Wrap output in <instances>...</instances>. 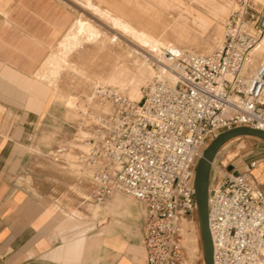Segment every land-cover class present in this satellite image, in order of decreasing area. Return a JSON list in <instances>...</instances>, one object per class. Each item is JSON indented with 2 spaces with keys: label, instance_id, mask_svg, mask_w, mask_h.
<instances>
[{
  "label": "built area",
  "instance_id": "obj_1",
  "mask_svg": "<svg viewBox=\"0 0 264 264\" xmlns=\"http://www.w3.org/2000/svg\"><path fill=\"white\" fill-rule=\"evenodd\" d=\"M224 27L219 47L178 56L175 82L153 80L143 101L103 88L115 111L97 116L79 159L90 171L94 201L122 190L146 205L148 264L183 263L185 223L197 213L194 167L210 141L235 127L264 130V62L246 71L252 53L264 47V1L232 0ZM214 162L208 209L214 264H264L256 161L242 172Z\"/></svg>",
  "mask_w": 264,
  "mask_h": 264
},
{
  "label": "crops",
  "instance_id": "obj_2",
  "mask_svg": "<svg viewBox=\"0 0 264 264\" xmlns=\"http://www.w3.org/2000/svg\"><path fill=\"white\" fill-rule=\"evenodd\" d=\"M91 1L129 20L145 0ZM78 17L69 0H0V264H148L146 205L122 190L103 202L89 192L82 196L84 190L71 193L73 184L89 176L51 156L75 126L44 77L61 40L87 35L84 25L71 30ZM252 161V175L264 191V144L230 167L242 172ZM76 198L82 204L92 200L94 214Z\"/></svg>",
  "mask_w": 264,
  "mask_h": 264
},
{
  "label": "bare ground",
  "instance_id": "obj_3",
  "mask_svg": "<svg viewBox=\"0 0 264 264\" xmlns=\"http://www.w3.org/2000/svg\"><path fill=\"white\" fill-rule=\"evenodd\" d=\"M76 1L80 3L83 7L90 10L92 13L98 15V17H100L102 20L106 21L113 29H115V31H118L120 35L123 37V42L131 41L133 44H135L141 49L140 50L137 49L138 47L136 48L135 46H132V50H129L128 52L129 54L126 57H123V55H121L119 52H118L119 54H116L117 53L116 52L115 53L116 57L112 58L113 61L108 58L111 57V54L114 55V53L110 52L111 54L110 55L108 54L109 55L108 56L107 53L110 51L109 50L105 54L107 57L105 59H109V60H104L103 64H99L98 69L96 70L93 69L94 71L92 73V80L93 83L95 84V90H96L95 94H97V92H100V94L96 95L99 98L94 103L93 106L101 114L115 111L111 99L101 97L103 96L102 95L103 88L106 89V91H108L110 94L111 93L118 94L120 92L122 93V91H127V94L129 96L128 98L130 100L143 101L145 97V91L142 90V86H148L151 82H153L154 80L153 77L156 74H159L158 78L162 80L164 79L171 83L175 82L176 75L172 71V63L177 59L178 56L184 53L185 47H188L192 50L193 47L191 48L189 46L194 41L203 42V40L209 37H211L215 41L221 32L220 19L221 20L223 19V16L227 13L229 8L228 0H156V4L152 3L150 0H145L142 1L143 3L142 6L139 5L141 7L140 14L141 13L156 14V17L149 18L142 16L139 22L143 23L144 27H146L147 29L149 30L153 29L155 31L150 33V31L145 30L143 26H142L143 30L139 29V26L135 25L132 21L126 20L125 18L120 16L119 13L117 14L115 12L116 10L113 11L111 7L104 8L102 6H98L94 4L91 0H76ZM128 2L126 0V3ZM137 2H139V0ZM136 15L137 14H135V16ZM76 21H75L76 22L75 25L71 28V30L75 29L78 25H82L83 28L84 25L86 29L85 32H87L86 33L87 35L80 34L79 38L74 41H72V39H68L64 37L65 39L61 40L56 50H54V57L56 58L58 65L53 70L49 71L44 77V79H47L50 82L49 84H51L52 86L56 85L55 83L57 82L60 76V74H55L57 73L56 71L57 69H59V71L61 72V70L66 66H69L70 68L76 66V65L73 66L74 63L72 65V62L71 63L69 61L67 62L66 61L67 59L65 60L64 58L60 57L58 53H62L65 56H67L71 52L76 51L80 46H81L80 51L87 53L88 48L93 43H97L98 45H102L104 47L105 43L103 40L106 39L107 41L106 35L103 36V33L100 32L98 29L96 28L93 29L91 26H90L91 28L87 27L88 24L84 22L82 19ZM163 42L165 45L164 51L158 52L156 50L157 48L156 45ZM206 42L208 43V41ZM208 50H209L208 46H202L201 48L196 47L191 52L205 54V52ZM174 51L176 52L173 53ZM263 51H264L263 47L257 48L254 54H252L253 57H251L249 64L253 65L257 63V61L259 60L257 54L263 53ZM155 67L158 68V71L156 70ZM110 86L112 87V89H110ZM89 88L91 89V87ZM91 95L92 94H90V96ZM93 98L94 96L90 97V99ZM60 99L67 102L70 105H73V103H75L73 97L71 96L66 97L65 94H62ZM241 137L243 136H239L231 140H228L222 145L221 148L225 147V145L230 141L234 139H239ZM81 145H82L81 149H85L87 147L85 144H81ZM237 155H238L237 151H231L227 153L224 156V159L222 160V164L227 165V163L233 158H235ZM214 163L216 164V162ZM95 209H96L95 206L91 204V208L89 209V211H91L90 212L91 215L94 214ZM194 238H196L198 244L201 243L203 264H205L198 210L195 219L193 221L185 223L184 243L189 244Z\"/></svg>",
  "mask_w": 264,
  "mask_h": 264
},
{
  "label": "rangeland",
  "instance_id": "obj_4",
  "mask_svg": "<svg viewBox=\"0 0 264 264\" xmlns=\"http://www.w3.org/2000/svg\"><path fill=\"white\" fill-rule=\"evenodd\" d=\"M94 1L98 2V0H94ZM113 1L118 2V3L121 2V0H113ZM231 1L232 0H228V3L230 6H231ZM261 1H264V0H261ZM69 6L71 9V13L73 15H75V18L77 16H79L82 19L86 20L87 22L98 27L99 31L103 33V36L106 35V38H107V41H106V39L103 40L105 43V44L103 43L104 47L102 45H98V44L96 46H90L88 48L87 53L80 51V48H78L76 51L71 52L67 56H65L62 53H58V55L60 57L64 58L65 60L67 59L66 60L67 62L68 61L70 63L72 62V65L74 63L73 66H75V65L76 66L72 67V68H70L69 66H66L65 68H63L61 70V72L59 71V69H57L56 70L57 73H55V74H60V76H59L57 82L55 83L56 85L53 86L55 98H57L59 101H61L60 97L62 94H65L66 97L71 96L74 98L75 103H73V105H70L64 101V104H65L64 107L67 108L68 115H69L68 119L71 121V123H73L75 128L73 129V132H72L70 138L68 140H66L65 142L61 143L59 145L58 150L52 151L51 156L56 163H59L58 161L61 159L66 160L69 163V168L71 169V171L73 170L74 173H78L82 177L83 176L87 177V176H90V171L88 168L83 166V163L81 161H79V159H80V156H83L84 153H86V151H87V148H88L87 143H88V139L91 135L92 126L95 123L97 116L99 114H101L93 106L99 97H97L96 96L97 94H95L96 90H95V84L93 83V80H92V73L94 70L98 69L99 64H103L104 60H109V59L112 60L113 57L115 58L116 52H117L116 54L120 53L121 55H123V57H126L129 54L128 53L129 50H132V46H135L136 48L138 46L133 44L131 41H127L129 44L127 42H123V37L120 35V33L118 31H115V29H113L110 25L109 26L112 29L108 28L105 24L101 23L102 21H100L96 16H94L92 14V12L90 10L83 7L76 0H69ZM135 14H137V15L135 16ZM225 15L223 16L222 20L220 19L221 32L215 41L211 37H209V38H206L205 40H203L204 43L202 41H200V42L194 41L191 44L192 46L190 45L189 47H191V48L193 47L192 50H194L196 47L201 48L202 46H208L209 50L206 51L205 53H210V52L214 51L217 47H219L222 44L223 39H224V32H225L224 24H225V20H226L228 14L226 17H225ZM142 16L149 17V18H155L156 14H149V13H147V14L141 13L140 14L138 12V13L131 14V16L129 15L128 18H129V20L131 19L130 21H132L135 25L139 26V29L143 30L142 29V26H143V28H145V30L150 31V33L155 32L153 29L152 30L147 29L146 27H144L143 23L139 22ZM134 21H136L137 24ZM157 23H160V22H157ZM207 39H209V40H207ZM206 41H208V43ZM156 46H157L156 50L158 52L164 51V48H165L164 42L160 43ZM137 49H140V48L138 47ZM184 49H185L184 52H191L192 51L188 47H185ZM54 50H56V47L54 48ZM110 52L114 53V55L111 54ZM254 52L252 54H254ZM106 53H107V55L111 54V57H108L109 59H105V58H107L105 55ZM146 55H148V54H146ZM257 55H258V59H259L257 61V63H255L253 65L249 64L250 62L247 63L246 67L249 70L247 68L246 69H247V72L249 75L255 71V69L260 65V63L262 61H264V51H263V53H258ZM252 57H253V55H252ZM57 65H58V62H57L56 58L54 57V53H53L52 61H51V64L49 66L52 70L53 68L57 67ZM155 68L158 71V68L157 67H155ZM65 69H66V71H65ZM73 72H75V73H73ZM158 75L159 74H156L153 77V79L154 80L158 79V77H159ZM91 81H92V84H91ZM89 84H91V85H89ZM89 87H91V89ZM147 88H148V86H142V90L145 91V93L147 91ZM110 89H112L111 86H110ZM90 94H92L91 96H94L93 99H90V97H91ZM120 94H123L124 96L129 97L127 94V91H122V93L120 92ZM87 101H89V102H87ZM111 102H112L113 108H115L116 103L113 102L112 100H111ZM59 103L61 104L62 101ZM75 110H77V111H75ZM243 137H241L239 139H234V140L230 141L229 143H227L225 145V147L220 148L218 153H217V156H216V164L221 165L222 160L224 159V156L231 151H237L238 155L235 158H233L232 160H230L227 163V165L232 163L236 158H239L240 156L246 154L254 146H256L258 142L264 144V140L262 138H258L256 136H248V135L243 136ZM81 144H85V145L87 144L86 145L87 147L85 149H81L82 148ZM197 161H198V159L196 160V164H195L194 168H196ZM81 190H84V192H83L84 194H82V196L88 195V192H89V194H91V187H90L88 180L84 181L83 184H73L70 187V192L77 194V195H81L80 194ZM86 200H88L87 204H82V199H80V198H76L75 201L78 205L82 204V206L89 207V209H90L93 201L88 199V198ZM189 246H190V248H189ZM191 250H193V251H191ZM184 254H185V258H184V261L182 264H203V257H202L203 255H202L201 243L198 244L196 241V238H194L189 244H185Z\"/></svg>",
  "mask_w": 264,
  "mask_h": 264
},
{
  "label": "water",
  "instance_id": "obj_5",
  "mask_svg": "<svg viewBox=\"0 0 264 264\" xmlns=\"http://www.w3.org/2000/svg\"><path fill=\"white\" fill-rule=\"evenodd\" d=\"M174 51L173 53H175ZM178 53V52H177ZM172 56V55H171ZM256 136L264 140V130L251 127H235L217 135L205 147L203 154L199 157L196 165L194 180L195 199L199 215L200 231L203 244L205 264H214L213 240L209 228V185L212 162L217 156L221 146L233 138L239 136Z\"/></svg>",
  "mask_w": 264,
  "mask_h": 264
}]
</instances>
